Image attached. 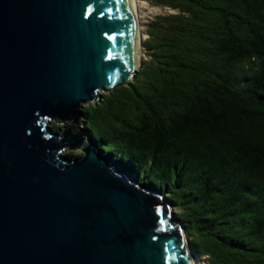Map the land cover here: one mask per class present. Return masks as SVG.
<instances>
[{
  "label": "water",
  "instance_id": "water-1",
  "mask_svg": "<svg viewBox=\"0 0 264 264\" xmlns=\"http://www.w3.org/2000/svg\"><path fill=\"white\" fill-rule=\"evenodd\" d=\"M136 30L131 0H0V264H195L165 195L81 128L135 79Z\"/></svg>",
  "mask_w": 264,
  "mask_h": 264
},
{
  "label": "trees",
  "instance_id": "trees-1",
  "mask_svg": "<svg viewBox=\"0 0 264 264\" xmlns=\"http://www.w3.org/2000/svg\"><path fill=\"white\" fill-rule=\"evenodd\" d=\"M155 2L171 14L148 24L147 59L83 129L165 195L206 264H264V0Z\"/></svg>",
  "mask_w": 264,
  "mask_h": 264
},
{
  "label": "rangeland",
  "instance_id": "rangeland-1",
  "mask_svg": "<svg viewBox=\"0 0 264 264\" xmlns=\"http://www.w3.org/2000/svg\"><path fill=\"white\" fill-rule=\"evenodd\" d=\"M138 3V19H139V26L142 30V36H143V47H142V58L141 62L143 63L147 59V51L145 48V41L147 39V26L148 24L153 21L157 16L167 15L171 14V11L167 7L157 6L155 3V0H136ZM104 92L101 93V95ZM63 126H66V124H61ZM83 128V125L81 126ZM74 153L77 155L76 157H82L83 151L82 150H67L65 154L67 153ZM173 214H174V207H173ZM175 216V215H174ZM187 242H189L187 240ZM198 257V258H197ZM193 258L196 262L198 261V264H206V257L200 253H194ZM197 258V259H196Z\"/></svg>",
  "mask_w": 264,
  "mask_h": 264
},
{
  "label": "bare ground",
  "instance_id": "bare-ground-1",
  "mask_svg": "<svg viewBox=\"0 0 264 264\" xmlns=\"http://www.w3.org/2000/svg\"><path fill=\"white\" fill-rule=\"evenodd\" d=\"M132 1V7H133V11H134V16L135 19L137 21V30H136V48H137V59L138 61H141L142 58V47H143V36H142V30L139 26V19H138V2L136 0H131ZM198 258V257H197ZM196 258V259H197ZM195 262V260H194ZM195 264H198V261L196 260Z\"/></svg>",
  "mask_w": 264,
  "mask_h": 264
},
{
  "label": "clouds",
  "instance_id": "clouds-1",
  "mask_svg": "<svg viewBox=\"0 0 264 264\" xmlns=\"http://www.w3.org/2000/svg\"><path fill=\"white\" fill-rule=\"evenodd\" d=\"M171 205V204H170ZM172 207V206H171ZM172 212H173V207H172ZM186 235V234H185ZM186 240H187V238H186Z\"/></svg>",
  "mask_w": 264,
  "mask_h": 264
}]
</instances>
